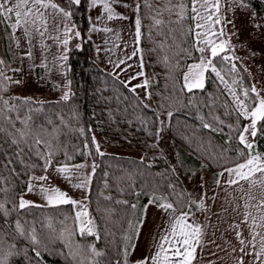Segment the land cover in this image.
Instances as JSON below:
<instances>
[{
    "label": "snow or ice",
    "instance_id": "obj_1",
    "mask_svg": "<svg viewBox=\"0 0 264 264\" xmlns=\"http://www.w3.org/2000/svg\"><path fill=\"white\" fill-rule=\"evenodd\" d=\"M190 2L191 8L189 9L184 0H180L175 5L172 4L171 0H167L164 9L157 10L155 16H148L147 18L152 21L148 38L152 39L151 30L153 28L158 29L159 26L165 23L163 19H159L157 16H161L164 11L172 14L173 9H176L174 13L176 19L169 20L168 23L180 26L182 29L184 20L190 18L193 25L189 26L187 32H182V35L185 37L192 36L191 49L195 53H199L195 62L188 64L186 71H184L182 91L194 93L195 90H203L205 87V74L208 72L214 73L220 82L228 87L234 102L232 111L236 115V120L235 123L227 124L226 127L229 128L230 132L238 133V143L243 145V148L238 150L237 157H245V159L243 162L235 163L232 167H224L223 171L218 173V176L223 177L227 173L228 177L224 183L229 187L240 185L241 191H243V185L240 182H247L249 192L245 194L246 199L245 196L240 197L244 200L245 212L243 218L239 223L233 222L229 225V229L234 231L235 239L240 247L237 249L235 246H231V241L226 240L225 243L231 247V252H228L229 257H232V254L237 251L240 253L239 256L233 258L234 264H246L245 257L250 258L247 264H264V194L261 195L257 203H250L257 200V197L251 194V189L254 186L264 187V154L259 152L253 154L257 139L264 137V96L260 95V90L255 85H252L250 89H243L242 93L238 94L232 88V85L236 84L237 81L233 80L229 84L217 69L215 62L219 58L220 62L231 65L229 71H236V64L233 61L241 58L228 53H234L236 47L231 43L232 37H239V30L236 27L237 11L247 18V22L261 36H264V16H261L255 10L252 0H190ZM82 3L89 13L94 10L98 11L94 18L91 15L88 16L89 33L113 32V29L107 26V22L114 19L127 20L130 18L122 12H118L117 8L128 9L135 14L134 49L130 56L120 60L115 67L119 68L121 64H126L127 59H132L138 53H142V49L139 47L143 35L140 11L142 6L150 11L155 10L150 0H132L131 3L126 2V0H66L67 7L60 6L55 0H0V24L12 29L9 35L14 40L17 48L20 47L21 39H24L28 45L26 52L18 57L21 67L13 68L3 58H0V153L4 156V160L0 161V167L8 169L10 174L17 179L27 176V180L21 181L23 191L15 194L12 199H8L7 194L14 192L16 185L7 177L0 175V194H4V199H0V216L4 218V225H0V228L14 225L11 233L14 240L23 239L30 246L16 250V243H12L8 246V250L4 251V233L0 232V264H12L13 259L21 255L25 264H47L44 258L45 254L60 256L64 259L65 264H101L98 258L106 255L103 251L98 250L94 243L85 246V244L75 240L77 235L81 238L95 235L96 239H99L98 233L95 232V224L89 218L85 202L87 197L85 200L77 201L69 197L66 192L47 183L49 181L48 171L53 167V160L56 155L53 140L58 136V129L54 127L52 132L49 133L46 124L51 125L52 121L49 119L45 123L37 124L32 115L34 112L39 113L45 102L34 101L31 97L5 96L11 86H19L23 83L22 79H14L6 73L8 71L15 74L24 73V60L26 58L28 60L34 59L32 52L34 35L41 38L40 46L42 48L46 47L43 44V39L45 34L49 32L50 21L51 27L57 35L49 33L47 38L62 46L63 52L59 57V61H67L68 56L66 53L70 41L82 39L81 32L76 30V25L72 22L75 10L80 8ZM225 7L227 12H222V8ZM189 11L191 12L190 17L188 16ZM229 13L232 15L231 19L228 18ZM229 25L233 29L231 34L227 32ZM17 30L20 31L21 35L16 34ZM173 31L169 28V35ZM157 34L161 33L158 31ZM88 39H91L90 35ZM77 47H80V45H77ZM158 47L163 48V43ZM99 50V46H97V51ZM152 51H155V48ZM182 51L188 59H193V51L189 49H182ZM256 54V52L251 51L252 56ZM167 59V57L164 58L165 64H167ZM63 66V63L59 64L60 68H63ZM138 66L141 70L135 72V74H130L128 79L122 81V83L125 87L131 85L128 90L137 96V89H145V95L140 103L143 107L150 108L151 105L145 103V101L151 100V92L148 91L150 81L145 77L143 71L144 60L142 54ZM36 67H46V65L43 60L39 65L29 64L28 73L34 72ZM131 67L133 66L127 65V68ZM127 68L121 69V71L126 72ZM139 77L145 78L142 82L131 83L133 80H138ZM53 86L57 89L61 87L66 89L60 98L61 101L67 102L70 99L71 81H67L63 86L59 84ZM34 104L39 105V107H32ZM231 114L229 113V115ZM173 115L172 111H167L163 120L159 114L155 116L154 123L158 125L155 133L156 137H162L166 121ZM242 118L247 120L248 123L242 124ZM215 119L220 125H224V121L220 120L219 117ZM61 123L64 124L65 122L61 120ZM202 126L211 131L223 130L222 127L220 129L214 128L208 122L203 123ZM79 131L81 135H84L85 130L83 128H80ZM149 135H153V133L150 132ZM231 139L230 135L229 140ZM92 143L96 145L97 154L104 155L100 152L94 136L92 137ZM4 145H8L9 149L14 148V151L9 154L8 151L4 150ZM84 147H88L87 141H85ZM149 147H158V142L149 145ZM245 149L248 150L247 153H245ZM33 156L40 163H32ZM68 159L71 160L72 157L69 156ZM17 163L21 166L19 172L13 166ZM205 166L202 165V167ZM87 167L86 163L74 164L69 167L68 164L61 165L57 162L54 171L68 180L69 183H72L73 171L79 172V170ZM91 167L94 173L95 163ZM36 170H40L43 174L35 175ZM76 179L79 182L72 184L73 187L85 191L89 189L91 174H80L76 176ZM215 183L218 187L221 186L220 179H217ZM167 187L170 190L167 195L155 190L151 193H143L148 195V204L144 206L142 212L146 214L148 207L154 206L164 214L162 223L157 226V230L149 232L147 254L142 253L140 258L133 259V254L138 250L137 242L140 239L141 230L145 226V215L142 214L135 221L129 220L128 232L122 238L123 244L118 248L115 260L109 259L107 264H194V261L197 260L198 248L203 254L204 249L209 244H215L214 239H206L209 235L207 229L211 225L201 224L196 218V212H207L206 200L215 201L216 197H208L207 191H204L196 196L187 193V199H185L183 192H176L175 184H169ZM200 187L201 189L204 188L203 177H201ZM28 193L39 195L44 203L38 204L25 199V195ZM133 194L139 198L142 193L134 192ZM170 196L174 199H170ZM106 199H110V197H106ZM235 199L233 197V201ZM118 203L129 205L127 200L118 201ZM9 204H11L10 208L8 207ZM65 204L73 205L76 210L74 216H65L63 220L59 221L61 224L59 230L53 224L51 217L43 220L24 218V215L31 214H24L23 210L25 209L58 207ZM129 207L135 212L138 205L132 203ZM239 207V205H235L233 211H236ZM250 208H254L259 213V218L248 210ZM223 210L227 211V209ZM13 213H16L17 218L10 222L8 218ZM69 219L73 221L71 227L67 224ZM37 225H39V228ZM241 225L247 226L248 237L244 236ZM212 235L214 236V233ZM57 242L61 243L63 248H56L55 244ZM216 247L220 249V245H216ZM221 250L227 251V249ZM29 252L31 255H29ZM209 254L212 256L217 255L216 252H210ZM207 264H215V261L209 260Z\"/></svg>",
    "mask_w": 264,
    "mask_h": 264
},
{
    "label": "trees",
    "instance_id": "obj_2",
    "mask_svg": "<svg viewBox=\"0 0 264 264\" xmlns=\"http://www.w3.org/2000/svg\"><path fill=\"white\" fill-rule=\"evenodd\" d=\"M55 2L62 7H67L66 0H55ZM150 2L155 10L150 11L142 6L140 11L143 33L140 45L145 60L155 75V80L151 81L148 89L159 110L174 113L168 120V131L174 142L179 164L183 169H203L212 176L214 182L220 169L239 163L245 158L237 157L238 150L243 148V145L238 143V133H232L226 127L227 124L235 123L236 120V115L232 111L234 102L229 92L210 72L206 73L203 90H195L194 93L182 91L184 71L188 63L198 57V53L191 49L192 36L182 35V32H187L189 26L193 25V21L190 18L185 19L181 29L180 26L168 23L169 20L176 19L174 14L176 9H173L172 14L164 11L157 18L163 19L165 23L158 29L153 28L152 39H149L152 21L147 17L155 16L157 10L164 9L167 0H150ZM171 2L175 5L180 0H171ZM184 2L190 9V0H184ZM252 3L258 13L264 12L263 0H252ZM188 16H191L190 11ZM72 22L80 29L83 39L78 44L77 40L73 39L68 46V59L65 63L67 64L66 76L71 81L70 99L64 102L61 101V96L45 99L33 97L34 101L45 103L39 113L34 112L32 115L37 124L45 123L49 119L52 121L51 125L46 124L49 133L54 127L58 129V136L53 140L56 148L54 164L57 165L59 162L71 165L84 160L86 155L95 163V172L91 174V183L86 195L90 217L95 224V232L98 233L99 239H96L95 235L86 238L77 235L75 240L85 246L94 243L98 250L106 254L98 258L101 264H107L109 259L116 258V252L123 244L122 238L128 232L129 220L135 221L143 214L142 209L148 203V195L143 193H151L155 190L167 195L170 191L167 187L169 184H175L176 192H183L185 199H187V192L182 180L161 153L159 145L156 148L149 147L157 143L155 133L158 125L154 123L157 111L154 108L143 107L140 103L142 98L128 90L131 86L125 87L120 77L102 68L96 62L93 40H89L86 36L89 22L83 3L75 10ZM169 28L174 30L171 35H169ZM1 29L9 30L3 24H0V32ZM158 31L161 34L158 35ZM1 39L0 56L7 60L9 57L7 44L3 37ZM161 43L163 48L158 47ZM154 48L155 51H152ZM182 49L193 51V59H188ZM165 57L168 58L167 64L164 62ZM215 62L222 72L231 77L230 80L233 81V78L237 77L235 78L237 83L233 86L238 93L241 94L243 89H250L249 74L237 60L233 61L236 64L235 72L229 71L231 65L220 62L219 58ZM6 74L19 79V74L11 71ZM19 86H11L5 96L27 97L18 94ZM32 107H39V105L34 104ZM229 113L232 114L229 115ZM216 117L224 121L223 126L215 119ZM61 120L65 123L62 124ZM245 121L242 118V124H245ZM205 122L217 129L222 127L223 130L205 129L202 126ZM80 128L85 130L84 135H81ZM150 132L153 135H149ZM53 135L56 136L55 133ZM230 135L231 140H229ZM93 136L96 144L99 143L100 152L104 155L97 154L96 145L92 143ZM85 141L88 143L87 148L84 147ZM4 150L11 154L14 148L9 149L8 145H4ZM263 150L264 137H259L253 153ZM244 151L247 153L248 150ZM69 156L72 157L71 160L68 159ZM3 160L4 156L0 153V161ZM31 162L40 163L35 156ZM202 165L206 166L202 167ZM13 166L18 172L21 171L18 163ZM35 174H42V172L36 170ZM0 175L7 177L16 185L14 192L7 194L8 199H12L15 194L23 191L21 181L27 180V176L17 179L3 167H0ZM134 192L142 194L137 198ZM169 198L174 199L171 196ZM0 199H4V194H0ZM124 200H127L129 205L136 203L138 205L136 211L133 212L129 205L118 203ZM8 207L10 208L11 204ZM23 212L31 213L24 215V218L28 220H43L51 217L53 224L59 230L61 227L59 221L65 216H74L75 209L73 205L65 204L58 207L25 209ZM16 218V213H13L8 219L13 222ZM67 224L71 227L73 221L69 219ZM0 225H4L2 216H0ZM13 227L14 225L0 228V232L4 233L3 250L7 251L12 243H16V250L30 247L23 239L14 240L11 235ZM37 227L39 228V225ZM55 247L63 248V245L57 242ZM29 255H31L30 252ZM44 258L47 264H65L60 256L45 254ZM12 264H25L23 256L14 258Z\"/></svg>",
    "mask_w": 264,
    "mask_h": 264
},
{
    "label": "rangeland",
    "instance_id": "obj_3",
    "mask_svg": "<svg viewBox=\"0 0 264 264\" xmlns=\"http://www.w3.org/2000/svg\"><path fill=\"white\" fill-rule=\"evenodd\" d=\"M126 2L131 3L132 0H126ZM117 11L124 13L130 18L127 20L114 19L112 21L107 22V26L112 28L113 32L89 33L88 30L86 32V36L90 35L91 39L93 40L96 62L102 68L104 67V69L108 70L114 75L116 74L123 81H126L130 74H135V72L141 70L138 65H139L140 55L142 54L143 60H144L143 71L145 73V77H147L151 83V81L155 80V75H154V72H152V70L149 68L148 63L145 60L143 50H142V53H138L136 57H133L132 59H127L126 64H121L119 68L115 67V65L120 60L126 59L128 56L131 55L134 49V40H135V37H134L135 14L128 9L117 8ZM222 12H227V8L226 7L222 8ZM97 14H98L97 10H94L91 13L87 11V15L88 16L91 15L93 18ZM259 14L261 16H264V12L259 13ZM228 18L229 19L232 18L231 13L228 14ZM4 27L6 28V25H4ZM236 27L239 30V37L238 38L235 36L232 37L231 43L235 45L236 47H235L234 53H228V54L241 58L237 61L248 72L249 79H250V86L255 85L256 88L260 90V95L264 96V36L259 35V33H257L253 29V27L247 22V18L239 14V11H237ZM76 30L80 31V29L77 27H76ZM11 31H12L11 28H9V30L1 29L0 45H2L1 38L3 37V39L6 41L8 50L9 48L11 50V46H12V49L14 48L15 50H17L14 40H12L9 35ZM232 31H233L232 26L229 25L227 28V32L231 34ZM49 33L52 35H57V33L51 27V21H50L49 32L46 33L45 38L43 39V44L49 45V48L51 50L50 52L51 56H53L51 61L47 62V64L49 63L50 66L44 71V74H43V69H41L40 71L36 69L37 70L36 76H34V72L29 74L27 71V68L29 64L35 63V61L30 62V60L26 58L23 62V67L25 71L24 73L19 74V79L23 80L22 85H20L18 89L19 95H23V96H27L31 98L34 97V98H43V99L56 98L57 96H62L63 92L66 90L63 87H61L60 89H57L53 86L54 84H59L63 86L67 83V81H69V79H68V76H66V67H67V64L65 63L66 61H63V62L59 61V57L63 52L62 46L58 45L54 40L48 39L47 37ZM16 34L21 35L19 30H17ZM82 39H76L77 44L80 43ZM105 41H107V43H105ZM32 42H33L32 44H33L34 49H36L39 45H41V38L37 35H34V39L32 40ZM21 43H24V39H21ZM97 46H99V49H100L99 51H97ZM139 47L140 49H142L140 44H139ZM26 50L27 48L24 49L21 55H23L26 52ZM250 50L256 52L257 54L255 56H252ZM66 54H68V52ZM8 55H9V52H8ZM198 56H199V53H198ZM0 58H3V57L0 56ZM5 61L7 64L11 65V67L13 68L21 67V62L19 59H16V65H12V63L10 62V57H8L7 60L5 59ZM193 62H195V60L189 62L188 64H191ZM60 63H63L64 65L63 68L59 67ZM127 65H132L133 67L127 68ZM124 68H127L126 72L121 71V69H124ZM217 69L221 72V75L224 76L225 80H227L228 83L231 84L232 80L229 79L231 77L228 76L224 71L222 72L220 68L217 67ZM41 77H43V79H41ZM145 77H139L138 80H133L131 83L136 84V83L142 82ZM216 78L217 80H219L218 77ZM235 78L237 77H234L233 79L236 80ZM182 82H183V76H182ZM221 84L225 87L227 92H229L228 87L223 83ZM232 88L235 90V86L232 85ZM137 93H138V96L143 98L145 95V89L139 88L137 89ZM229 95L232 99L230 92H229ZM145 103L150 104L151 105L150 108L152 109L154 108L157 111V114L160 115V118L162 120L165 119L167 111L163 112L159 110L160 108L156 107L152 96H151V100H147L145 101ZM168 120L166 121V125L164 126L162 137L156 138V141L158 142L161 153L167 158L170 166H172L173 171L182 180L187 193H192L193 196H196L198 193L207 191L205 186H208V185L210 186L213 183L212 176H210V174H208L203 169H183L182 168V166L179 164L178 154H176L177 152L174 146V142H172L170 132L168 131ZM157 129H158V126H157ZM94 134L96 135L95 132ZM96 138H98L97 135H96ZM97 143H98V140H97ZM80 163H86L88 167L85 169L79 170V172H76L74 170L72 183H69L68 180L64 179L61 175L57 174L54 171L56 164L53 163V167L50 168L48 171L49 181L47 183H49L53 187L59 188L63 192H66L68 196L71 197L72 199H75L77 201L85 200V198L87 197L86 195L87 191L75 188L72 186V184L79 182L76 179L77 175L92 174L91 165L93 164V160L88 155H86L84 157V160L79 161V162H74L68 166L71 167L74 164H80ZM193 173H195V175H193ZM42 174H35V175L39 176ZM201 177H203V182H204L203 189H201L200 187ZM25 199L34 201L35 203H44L41 197L34 193H28L27 195H25ZM85 202L87 204L89 218H91L90 208L88 207L87 199Z\"/></svg>",
    "mask_w": 264,
    "mask_h": 264
},
{
    "label": "crops",
    "instance_id": "obj_4",
    "mask_svg": "<svg viewBox=\"0 0 264 264\" xmlns=\"http://www.w3.org/2000/svg\"><path fill=\"white\" fill-rule=\"evenodd\" d=\"M44 45L46 46L44 48H41L40 45L36 49H34V47L32 48L34 59L30 60V62L35 61V64L39 65L43 60L44 64L46 65V67H36L34 71V76H36V71H37L36 69H38V71L43 69V74H44V71L50 66L49 63L47 64V62L48 61L50 62L51 59L53 58V56H51L50 53L51 50L49 48V45L48 44H44ZM27 47H28L27 42L24 40V43H21L20 47L17 48V50H15L14 48L12 49V46H11V50L9 48L8 56L10 57V62L12 63V65H16V59H18V57L21 56L22 52ZM246 123L247 120L245 121V124ZM259 153L264 154V150ZM243 160L239 162H243ZM232 166L234 165H230L228 167H232ZM221 171H223V168L220 169L218 173ZM218 173L216 174V178L214 182L210 186L209 185L205 186L207 189L208 197L215 196L216 197L215 201L211 199H207L206 205L208 211L196 212V218L200 221L201 224L211 225V227L207 229L209 235L206 237V239H214L215 244H209L208 247L204 249L203 254L198 248L197 260L194 261V264H207L209 260L215 261V264H234L233 258L240 255V253L237 251L236 253L232 254V257H229L228 252H231V247L227 245L225 241L226 240L231 241V246H235L237 249H239L240 247V245L235 239V233L234 231L229 229V225L232 224L233 222L239 223L240 220L243 218V214L245 212V209L243 207L244 200L240 199V197L245 196V199L247 198L245 194L249 192V185L247 182L241 181L240 183L241 185H243V191L240 190V185H232L231 187H229L227 184L224 183V181L228 177V174L225 173L223 177H219ZM217 179L221 180L220 187H218L215 183ZM251 194L257 197V200H253L250 202L252 204H255L261 198V195L264 194V187L254 186L251 189ZM233 197L236 198L234 201H233ZM235 205H239L240 207L236 211H233ZM223 209H227V211H224ZM248 210L252 211L253 215L259 218V213H257L254 208H250ZM193 211H195V209H193ZM143 215H145V226L141 230V236L139 241L137 242L138 250L133 254V259L140 258L142 253L147 254V239L149 232L157 230V226L161 225L162 223V217L164 214L154 206H149L146 214L143 213ZM241 228L244 232V236L248 237L247 226L241 225ZM212 233H214V236L212 235ZM216 245H220V249H217ZM221 249H227V251ZM210 252H216L217 255L212 256L209 254ZM249 259H250L249 257H245L246 264Z\"/></svg>",
    "mask_w": 264,
    "mask_h": 264
}]
</instances>
